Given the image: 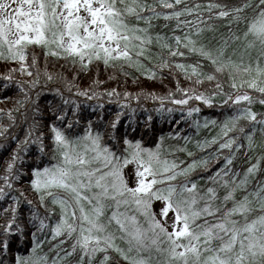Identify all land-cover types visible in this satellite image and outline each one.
<instances>
[{"label": "snow or ice", "instance_id": "obj_1", "mask_svg": "<svg viewBox=\"0 0 264 264\" xmlns=\"http://www.w3.org/2000/svg\"><path fill=\"white\" fill-rule=\"evenodd\" d=\"M50 59L183 76L190 87L147 98L193 134L145 146L120 132L124 111L82 125L73 97L121 94L80 90ZM0 62L22 94L0 109V149L16 145L0 173V264H264V0H0ZM45 90L59 103L42 108ZM200 105L229 114L201 120Z\"/></svg>", "mask_w": 264, "mask_h": 264}, {"label": "trees", "instance_id": "obj_2", "mask_svg": "<svg viewBox=\"0 0 264 264\" xmlns=\"http://www.w3.org/2000/svg\"><path fill=\"white\" fill-rule=\"evenodd\" d=\"M61 64H65L64 61H55L50 59L48 71L51 73L61 72L69 80L76 76L74 83L78 86L80 90L91 88L93 91L104 93L106 90L115 89L121 95L119 98L112 97L111 100L107 96H101L99 100H86L84 97H73L77 100L78 103L82 106L84 120L81 121L82 125L86 123L87 119H91L97 122L96 126H100L98 122V117L102 114L104 121L107 122L115 117V114L119 111H124L128 114L124 115L121 119L120 132L131 131V128H135L136 131L132 133V137L135 139H143L145 146H153L155 141L160 135H167L168 133H175L180 129H183L184 135H192L193 130L189 128L187 123H181L177 125L174 123V120L180 118V112H174L169 115L166 111L161 114L156 111L160 107V103L151 98H147L148 93H155L157 96L167 97L169 91L175 92L176 89V80L180 81V87L187 88L190 87V82L185 80L183 76L176 75L175 79L167 75L165 72V78L161 79L158 75L156 79H149L145 75H142L136 71H130L129 75H124L119 70L112 68H105L103 65L96 66L93 65L87 70H80L79 66L73 68L69 64H65V67L62 69ZM17 67L12 64H4L0 62V76L8 74L9 68ZM43 62L41 63V68L43 69ZM15 80H27L29 77L21 75L19 72L13 73ZM110 77H112L110 79ZM99 80L102 83L97 87L94 85V81ZM4 81L0 79V109L8 111L9 109H14L17 107L16 101L22 98L18 87L15 83H10L9 87L5 89L3 87ZM204 87H208L205 85ZM204 87L200 88V91L204 90ZM75 91V89L73 90ZM125 92L132 93L133 98L126 101L123 94ZM135 94L139 95V100L135 98ZM178 98V97H177ZM49 101L53 103H59V99L54 96V93L51 91L45 90V94L40 98V105L44 108ZM129 103L131 108L135 109V114L132 115L129 109H122L120 107L123 103ZM102 103L104 105L103 109L96 107L97 104ZM199 102H196L193 106L198 105ZM202 111L199 118L203 120L204 117L209 119H220L222 120L225 115H228V111L221 109L219 107L208 108L206 106L200 105ZM165 107H173V105L168 104L165 101ZM95 109V111H94ZM253 110L257 112H264V107L259 104L253 106ZM14 115L17 113L14 112ZM152 116L151 128L146 127V121L148 116ZM7 123V120L3 121ZM131 125V128H129ZM77 131L82 132L83 128L80 127ZM21 136L22 132L19 133ZM207 135V131L202 130L201 136ZM166 143H176V141H167ZM182 143V141L180 142ZM15 143L11 144L8 147V150L0 149V173H2L4 161L9 157L11 149L15 148ZM181 158H184L181 154ZM236 166L239 168L241 166H246L244 157L241 155L237 161ZM28 181L25 180L22 184L16 185L17 188H20L25 191V195L29 199H35V195L27 188ZM7 207V204L0 202V212L3 208ZM26 210V209H25Z\"/></svg>", "mask_w": 264, "mask_h": 264}, {"label": "rangeland", "instance_id": "obj_3", "mask_svg": "<svg viewBox=\"0 0 264 264\" xmlns=\"http://www.w3.org/2000/svg\"><path fill=\"white\" fill-rule=\"evenodd\" d=\"M131 169H129V171H130ZM159 204L157 203L156 205H155V208H156V210L158 211V209H159Z\"/></svg>", "mask_w": 264, "mask_h": 264}]
</instances>
